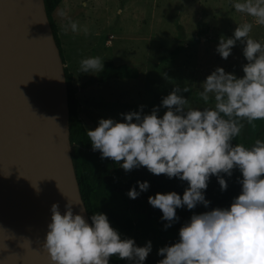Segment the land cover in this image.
I'll return each mask as SVG.
<instances>
[{
    "label": "clouds",
    "instance_id": "9594fccd",
    "mask_svg": "<svg viewBox=\"0 0 264 264\" xmlns=\"http://www.w3.org/2000/svg\"><path fill=\"white\" fill-rule=\"evenodd\" d=\"M233 7L264 26V0H242ZM59 15L65 14L61 10ZM67 27L79 31L75 22L69 21ZM252 27L245 22L232 37L219 40L216 51L221 58L227 59L239 41L247 63L239 78L222 67L207 75L198 95L205 104L214 101V106L192 108L180 95L189 89L177 85L162 97L160 106L166 109L162 116L154 107L148 114H121L123 122L100 119L87 130L93 150L126 172L143 166L154 175L187 182L182 196L170 191L148 197L168 222L166 228L178 219L177 208L208 206L204 190L211 176L223 191L228 185L221 174L231 177L234 169L241 173V191L231 204L191 215L179 228L178 241L158 249L163 258L157 264H264V141L256 139L251 147L233 143L244 128L243 121L255 127V121L264 120V45L250 38ZM80 70L98 74L103 61L83 59ZM137 184L140 191L149 187L147 181ZM127 195L135 199L139 192L130 188ZM50 211L42 247L53 264H109L113 256L143 264L151 252V241L137 246L131 238L122 239L103 213H93L89 224L73 212L72 204L65 205L63 214L57 203Z\"/></svg>",
    "mask_w": 264,
    "mask_h": 264
},
{
    "label": "rangeland",
    "instance_id": "374dc122",
    "mask_svg": "<svg viewBox=\"0 0 264 264\" xmlns=\"http://www.w3.org/2000/svg\"><path fill=\"white\" fill-rule=\"evenodd\" d=\"M236 2L242 0H61L51 14L64 64L72 73L73 83L79 85L78 111L87 130L94 129L100 119L123 122L121 114H148L154 107L162 116L166 111L160 106L162 97L177 85L189 89L180 95L191 107L214 106V101L205 104L198 95L207 75L222 67L239 78L244 74L242 65L247 63L239 41L227 59L221 58L216 51L220 38L232 37L237 26L249 22L253 25L250 38L264 45V26L235 11ZM69 21L75 22L79 31L66 29ZM89 57L126 62L134 76L86 84L95 74L82 73L80 62ZM243 123L239 144L251 147L256 139L264 141V120L255 121V127ZM120 170L127 180L130 171ZM162 237L160 240L142 225L122 239L131 238L137 246L151 241V252L143 264H157L163 258L158 249L173 243Z\"/></svg>",
    "mask_w": 264,
    "mask_h": 264
},
{
    "label": "water",
    "instance_id": "95a60500",
    "mask_svg": "<svg viewBox=\"0 0 264 264\" xmlns=\"http://www.w3.org/2000/svg\"><path fill=\"white\" fill-rule=\"evenodd\" d=\"M64 65L45 1L0 0V264H53L42 247L53 203L91 224Z\"/></svg>",
    "mask_w": 264,
    "mask_h": 264
},
{
    "label": "trees",
    "instance_id": "16d2710c",
    "mask_svg": "<svg viewBox=\"0 0 264 264\" xmlns=\"http://www.w3.org/2000/svg\"><path fill=\"white\" fill-rule=\"evenodd\" d=\"M44 1L55 41L65 63L57 26L51 14V10L61 0ZM64 71L68 90L71 155L79 189L89 218L93 213L105 214L110 225L119 232L121 238L130 234L136 227L144 225L160 240L164 236L175 243L179 239V228L189 221L191 215L201 214L215 207L226 208L231 204L241 188L238 180L242 177L241 173H238V169L233 170L231 177L221 174L228 185L227 189L223 191L217 178L211 176L207 189L204 190L205 199L209 201L208 206L198 204L191 210L186 207L177 208L176 215L178 219L166 228L165 225L168 222L162 219V212L158 208H154L148 203V197L154 196L156 193L170 191H175L182 196L183 191L188 186L187 182L176 177L168 178L163 174L154 175L143 166L132 169L128 179L124 180L118 163L113 162L110 158H101L99 150H93L91 141L87 136V128L78 111L80 100L77 92L79 85L73 83L72 73L66 65H64ZM133 76L134 72L131 71L126 62L116 63L107 59L103 61V70L88 78L86 84L104 82L113 77L131 78ZM192 108L203 109L199 107ZM239 139L240 135L234 138L233 143L239 144ZM138 181L148 182L149 187L146 191H140ZM130 188H135L139 192L137 198L132 199L127 195ZM109 264L130 263L128 260L113 256L109 259Z\"/></svg>",
    "mask_w": 264,
    "mask_h": 264
}]
</instances>
